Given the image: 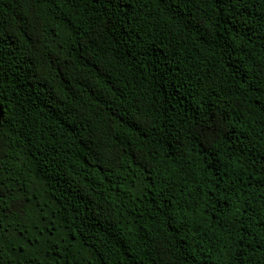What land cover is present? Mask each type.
Instances as JSON below:
<instances>
[{
    "label": "trees",
    "instance_id": "trees-1",
    "mask_svg": "<svg viewBox=\"0 0 264 264\" xmlns=\"http://www.w3.org/2000/svg\"><path fill=\"white\" fill-rule=\"evenodd\" d=\"M0 264H264V0H0Z\"/></svg>",
    "mask_w": 264,
    "mask_h": 264
}]
</instances>
